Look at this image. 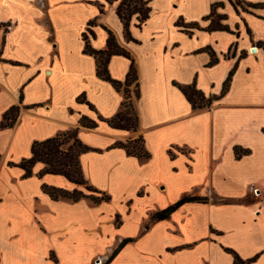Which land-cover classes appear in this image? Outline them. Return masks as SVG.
<instances>
[{"label": "crops", "instance_id": "crops-1", "mask_svg": "<svg viewBox=\"0 0 264 264\" xmlns=\"http://www.w3.org/2000/svg\"><path fill=\"white\" fill-rule=\"evenodd\" d=\"M147 1L148 17L139 25L131 17L127 40L118 1L0 0V119L19 106L14 124L0 130V264H95L126 238L106 264H232L226 248L264 264V6L246 5L264 0H240L237 11L228 0ZM215 2L230 31L206 28ZM177 21L197 27L185 31ZM108 31L136 68L135 130L99 119L112 117L123 96L96 75L82 33L103 50ZM129 65L113 54L108 73L123 81ZM231 70L228 89L205 108H192L176 85L219 95ZM83 116L96 126L83 127ZM72 128L93 148L79 155L83 177L108 201L53 200L42 183L75 186L61 175L39 178L40 163L25 178L8 165L29 156L33 141ZM138 136L146 158L112 146ZM234 147L248 152L236 157ZM185 195L207 201L149 221ZM35 241L43 243L37 253Z\"/></svg>", "mask_w": 264, "mask_h": 264}, {"label": "trees", "instance_id": "trees-1", "mask_svg": "<svg viewBox=\"0 0 264 264\" xmlns=\"http://www.w3.org/2000/svg\"><path fill=\"white\" fill-rule=\"evenodd\" d=\"M107 3H112L118 1L116 5V14L123 24L124 35L127 40H133L130 36L128 27L130 19L133 15L136 16L137 24L139 25L143 22L149 14L150 7L147 0H104ZM235 10L237 11V6L243 7L240 0H228ZM99 5V11L102 12L103 4ZM251 7L264 6L262 4H246ZM222 2H215L211 4L209 14L204 17V19L210 18V22L207 25L208 30H226L230 31L228 26L223 23L226 18L225 14L216 13L217 7H222ZM92 24V21L87 23ZM176 24L181 26L187 31V27H197V23H183L182 21H177ZM89 34L93 36V33L87 29ZM84 40L83 52L90 54L95 59V69L96 75L108 81L117 91L122 93L123 99L120 104L119 110L110 118L103 119L99 117L100 120L106 121L110 126L119 129L135 130L137 126V115L133 108L132 97L138 96V83H137V73L134 65L133 59L130 57L129 53L121 48L115 41L114 35L108 31V36L106 38V48L103 50H95L89 44L88 34L86 32L82 33ZM264 48V42L261 43ZM113 54H120L130 58L129 69L126 73L125 79L123 81L115 80L110 77L107 69V63L109 57ZM216 59L211 57L210 63H213ZM232 70L228 73L227 77L223 81L221 92L219 95H209L205 94L195 87L194 83L191 84H176L179 90L186 97L187 101L191 104L192 108L200 109L208 107L212 101L218 99L220 95L225 93L228 89L229 82L231 79ZM78 101H83V95L77 97ZM92 108L91 105H89ZM19 113L18 105H11L7 108L0 119V130L6 127H11ZM80 124L83 127L93 128L96 126V121L89 119L87 117H82ZM264 133V128H263ZM112 146L121 147L125 150L128 155L136 156L138 158L148 157V152L144 149L142 138L138 136L134 139L127 140L125 142H115ZM93 148L82 143L77 137V128H72L60 132L54 136L45 138L43 140H35L30 145V154L27 157L22 158L17 163H8L10 166H17L23 170L22 177H29L33 175L32 168L36 163H40L41 168L35 173L39 178L44 174L51 175H61L69 183L73 184L75 187L71 190L47 185L42 183L41 188L43 192L47 193L49 197L53 200L59 198H68L72 201H77L81 198H87L93 203H100L102 201H108L109 195L105 192L93 187L89 184L83 177L81 166L79 163V155L81 153L92 150ZM248 150L242 149L240 147H234V154L236 157H241L246 154ZM188 201H201L206 202V197H199L195 195H185L172 203L171 205L158 210L151 214L149 221L161 220L166 217L178 206L184 202ZM130 238L123 239L118 246L111 252V254L105 259L104 262L100 264L108 263L117 253V251L128 241ZM226 251L233 254L232 264H248L253 258L248 260H242L239 256L230 249L226 248ZM50 259L56 261L53 253H49Z\"/></svg>", "mask_w": 264, "mask_h": 264}, {"label": "rangeland", "instance_id": "rangeland-1", "mask_svg": "<svg viewBox=\"0 0 264 264\" xmlns=\"http://www.w3.org/2000/svg\"><path fill=\"white\" fill-rule=\"evenodd\" d=\"M42 245H43V243H38V242L35 241V242L33 243V248H32V249L34 250L35 253H37L38 250H39V246H42ZM97 247L99 248V244H95V248H97ZM100 247H101V245H100ZM40 250H41V248H40ZM104 260H105L104 258L101 259L102 262H103ZM79 261H81V260H79ZM95 264H96V263H95Z\"/></svg>", "mask_w": 264, "mask_h": 264}, {"label": "built area", "instance_id": "built-area-1", "mask_svg": "<svg viewBox=\"0 0 264 264\" xmlns=\"http://www.w3.org/2000/svg\"><path fill=\"white\" fill-rule=\"evenodd\" d=\"M101 262H102L101 259H98L96 264H100Z\"/></svg>", "mask_w": 264, "mask_h": 264}]
</instances>
